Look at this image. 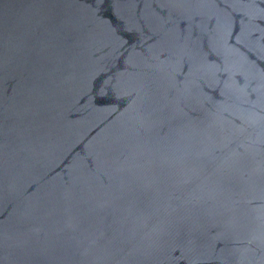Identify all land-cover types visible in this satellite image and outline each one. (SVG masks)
Wrapping results in <instances>:
<instances>
[{"label": "water", "instance_id": "95a60500", "mask_svg": "<svg viewBox=\"0 0 264 264\" xmlns=\"http://www.w3.org/2000/svg\"><path fill=\"white\" fill-rule=\"evenodd\" d=\"M0 264H264V0H0Z\"/></svg>", "mask_w": 264, "mask_h": 264}]
</instances>
